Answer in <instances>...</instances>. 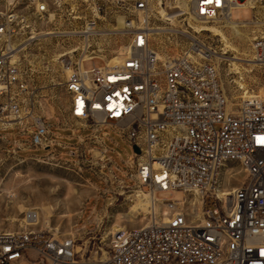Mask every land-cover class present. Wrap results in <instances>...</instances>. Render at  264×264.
Instances as JSON below:
<instances>
[{
    "label": "built area",
    "instance_id": "2783aa9c",
    "mask_svg": "<svg viewBox=\"0 0 264 264\" xmlns=\"http://www.w3.org/2000/svg\"><path fill=\"white\" fill-rule=\"evenodd\" d=\"M5 1L0 124L10 123L3 128L27 138L17 150L54 146L43 104L21 68L22 50L14 49L26 35L24 24L31 17H57L83 20L85 34L126 35L116 62L101 59L104 65L91 70L83 63L95 57L67 63L68 111L101 137L103 170L111 176L116 163L104 145L110 134L103 130L112 129L132 147L124 176L155 200L144 227L112 234L105 255L94 260L81 254L75 236L38 228L40 213L27 211L20 230L0 232V264H19L30 251L36 253L31 264H264V33L251 43L263 96L245 99L233 111L211 49L191 39L187 52L163 58L152 46L149 30L163 27L151 18L153 0ZM189 1L197 19L264 26L255 12L258 0ZM235 9L252 10V19L235 21ZM240 174L242 182L232 187ZM177 191L185 193L183 201L159 198Z\"/></svg>",
    "mask_w": 264,
    "mask_h": 264
},
{
    "label": "rangeland",
    "instance_id": "374dc122",
    "mask_svg": "<svg viewBox=\"0 0 264 264\" xmlns=\"http://www.w3.org/2000/svg\"><path fill=\"white\" fill-rule=\"evenodd\" d=\"M258 1L255 12L264 17V0ZM153 2L155 12L151 18L156 25H162L163 30L161 34L151 35V42L163 58L187 52L194 38L214 53L213 63L219 69L231 110L236 111L243 100L262 94L263 81L259 68L253 62L251 43L264 33L263 25L246 24L239 27V33H235L224 19L214 22L197 20L190 12L189 0ZM6 6V1L0 0V10H5ZM181 7L185 14L176 26L171 27L162 21L161 8L171 13L182 10ZM252 17L250 9H235L232 12L235 21H250ZM24 25L28 29H25L26 35L20 42L23 48L19 53L20 64L29 86L35 89L43 104L45 117L55 133L54 146L48 151H19L18 142L27 138L20 136L16 129L7 130L0 124V232L20 230L26 212L37 209L41 219L38 228L51 230L60 237L75 236L85 258L99 259L107 252L108 239L114 234V229L138 228L147 224L149 210H142L147 205V198L138 201L135 191L140 189L124 176V162L133 149L118 133L109 128L102 132L110 134V138L104 139V145L110 151V159L116 163L114 175L103 170V166L107 165L104 158L92 160L93 150L103 149L102 140L69 115V100L64 85L69 75L66 68L67 63L84 57L115 58L128 39L121 34L82 33L83 20H59L56 17L40 22L31 17ZM202 26L217 28L224 33V37L210 31L196 33ZM46 32L55 34L41 36ZM235 58L243 59L238 64L252 73L235 74L231 66ZM94 65L103 66L104 61H87L83 63V68L91 70ZM216 128L220 129L219 126ZM243 176L240 174L232 182V187L239 186ZM107 185L111 190L98 189V186L107 189ZM185 197L182 191L174 195H159L160 199L173 198L176 202L183 201ZM211 205L209 199L207 207ZM45 220H49L47 227ZM27 256L19 264H31L36 253L30 251Z\"/></svg>",
    "mask_w": 264,
    "mask_h": 264
},
{
    "label": "bare ground",
    "instance_id": "6f19581e",
    "mask_svg": "<svg viewBox=\"0 0 264 264\" xmlns=\"http://www.w3.org/2000/svg\"><path fill=\"white\" fill-rule=\"evenodd\" d=\"M249 4H255V0H250L249 1ZM182 6V5H181ZM257 7V6H256ZM255 7V8H256ZM182 10H178V11H172L171 13L170 12H167L165 10H160V13L162 15V18L164 19L165 22L169 23V25H171L172 27L176 26L177 23H179V18H181V16H183L185 13V11L183 10V7H181ZM187 10V9H185ZM197 19V18H196ZM197 20H200V19H197ZM227 24L228 26L232 29L233 32L235 33H239L238 30H239V27L241 26H244L246 25L247 23L245 22H234V21H227ZM121 27V25H120ZM174 29V28H173ZM196 29V28H195ZM162 27H159V28H155V29H150L149 30V34L151 35H156V34H159L160 31H162ZM167 31V30H166ZM175 32V30H172ZM204 31H207V32H212L214 33L216 36H220L222 35L224 37V33L221 32V30L217 29V28H214V27H207V26H202L201 28H198L195 32L196 33H201V32H204ZM65 32V31H64ZM155 34H154V33ZM55 33L54 32H46L44 35H41V36H53ZM161 34V33H160ZM40 36V35H39ZM52 38V37H51ZM194 39V38H192ZM22 47V44L19 46V47H15L14 49L15 50H23V48H20ZM122 51V50H121ZM86 58H89V57H86ZM117 57H113V58H109L108 60H106L108 63H113V62H116L117 61ZM238 61H244L243 59H240V58H235L233 59L232 61V71L235 73V74H240V75H243V74H250L252 73V71L250 69H247V68H242V66L240 64H238ZM248 63H252V61H247ZM70 72V69L66 68V73H69ZM261 93V92H260ZM262 94H263V91H262ZM260 95L263 96V95ZM255 97V96H254ZM253 97V98H254ZM5 124H1V125H8L10 123H7V122H4ZM102 154L100 152H96V158L97 157H100ZM102 159V158H101ZM225 172H224V178L226 177L225 176ZM138 188V187H137ZM13 197V196H12ZM135 197L137 198L138 201H140V199H142L143 197H146L147 198V205L145 208H142V210H145L147 208H149V206L153 205V202L155 200V197L152 195V194H149L148 192H143L141 190L139 191H135ZM138 208V205L136 206ZM136 209V208H135ZM31 210V209H29ZM37 210V209H36ZM35 210V211H36ZM148 210V209H147ZM34 211V210H33ZM134 211V210H133ZM148 213V212H147ZM197 215H200V212L197 213ZM100 220V219H99ZM41 221V220H40ZM49 224V220H45L44 221V225L47 227ZM117 228V226H116ZM123 229L122 228H117V229H114V232L113 233H116V232H119V231H122Z\"/></svg>",
    "mask_w": 264,
    "mask_h": 264
},
{
    "label": "crops",
    "instance_id": "0c3cea01",
    "mask_svg": "<svg viewBox=\"0 0 264 264\" xmlns=\"http://www.w3.org/2000/svg\"><path fill=\"white\" fill-rule=\"evenodd\" d=\"M98 60H101V59H98ZM51 133H53V135H52V140H53V136H54V132L51 130ZM59 135L61 136V134L59 133ZM100 152L102 155L100 156V157H97L96 158V152ZM103 159L104 158V154H103V151L102 150H100V149H96V150H93V156H92V160H96V159ZM103 173V175H105V173L104 172H102ZM100 178L102 179L103 177L102 176H100ZM103 179H105V178H103ZM105 181H107V179H105ZM98 189H101V190H111V188L107 185V189H102L100 186H98ZM98 204V200H97V203H96V205Z\"/></svg>",
    "mask_w": 264,
    "mask_h": 264
},
{
    "label": "water",
    "instance_id": "95a60500",
    "mask_svg": "<svg viewBox=\"0 0 264 264\" xmlns=\"http://www.w3.org/2000/svg\"><path fill=\"white\" fill-rule=\"evenodd\" d=\"M134 151L139 154L140 153L139 147L138 146H134Z\"/></svg>",
    "mask_w": 264,
    "mask_h": 264
}]
</instances>
